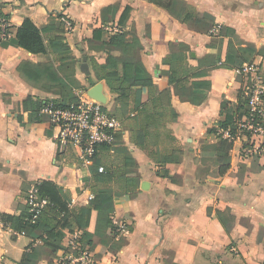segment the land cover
I'll return each mask as SVG.
<instances>
[{
  "label": "crops",
  "instance_id": "crops-1",
  "mask_svg": "<svg viewBox=\"0 0 264 264\" xmlns=\"http://www.w3.org/2000/svg\"><path fill=\"white\" fill-rule=\"evenodd\" d=\"M184 4L212 14L219 25L235 29L240 39L264 50V0H174L169 9L149 0H0V11L8 15L13 34L25 18L42 27L63 13L72 23L67 39L77 61L76 75L83 84L80 91L88 88L85 80L90 75L92 87L102 84L106 106L112 110L115 96L105 81L97 80L92 67L93 59L103 63L108 55L90 47L88 40L94 31L103 27L104 39H109L124 30L129 33V41L136 34L144 47V63L161 87H166L161 62L169 53L171 41L189 45L188 62L192 66L215 52L208 48L210 33L195 31L178 18ZM127 7L130 16L125 25H120ZM228 43L229 38H225L223 60ZM84 56L90 74L80 69ZM24 60L45 63L50 57L22 47L0 46V214H19L29 188L42 180L70 190V208L87 205L91 191L84 187L83 178L90 175V165L83 163L71 146L63 147L55 140L49 122H31L24 111L23 101L29 96L58 98L22 78L18 66ZM254 61L260 62L264 70L263 53ZM206 79L212 87L204 103H177L180 114L169 124L184 153L179 163L168 164L167 168L172 176L181 175V182L159 176L148 152L131 141L128 131L124 132V141L138 161L142 178L134 198L120 196L115 200L113 221L127 225L128 243L117 253H106L101 264H264V158H244L243 141L236 140L229 151L231 167L222 175L218 164L200 155L205 145L218 142L209 129L218 128L226 118L221 104L239 106L236 94L242 90L243 78L234 67L218 66ZM20 114L22 120L18 119ZM217 210H227L232 216L227 219L230 232L218 219ZM96 217L93 211L88 228L92 233ZM76 231L65 230L60 258L74 254L68 244ZM30 247L39 254L45 250L41 240L18 233L0 221V264H20L25 254L30 256ZM100 249V245L93 248L95 257ZM36 264L49 262L42 257Z\"/></svg>",
  "mask_w": 264,
  "mask_h": 264
},
{
  "label": "trees",
  "instance_id": "trees-1",
  "mask_svg": "<svg viewBox=\"0 0 264 264\" xmlns=\"http://www.w3.org/2000/svg\"><path fill=\"white\" fill-rule=\"evenodd\" d=\"M149 1L167 9L174 2ZM130 12V7L124 10L119 20L120 25L126 24ZM178 18L195 31L210 33L212 41L208 48L215 52L204 56L198 66H192L188 62L189 45L171 41L169 53L161 62V77L166 78V87H161L144 63V47L136 34L129 41V33L121 30L113 33L109 39H104L105 30L102 27L96 29L93 37L88 40L91 48L108 53L103 63L93 59L92 67L97 80L105 81L115 96L111 112L120 119L124 129L116 133L112 144L100 145L90 160V175L83 178L84 187L89 188L93 195L87 205L70 208L71 191L59 187L51 180H42L38 185L40 195L48 203L38 219L32 220V213L26 204L21 207L19 214H0V221L5 226L44 243L43 254L30 247V256L25 254L20 264H36L42 257L49 264H56L58 252L64 248L62 241L65 230L81 231V241L92 249L97 245L101 246L94 264H101V258L108 252H119L128 243V239L127 236L120 235L113 221L115 200L120 196L134 198L139 192L142 178L138 161L124 141V132L128 131L131 141L148 152L157 165L159 176L169 178L174 183L181 182V175L172 176L167 168L168 164L179 163L184 153L169 126L180 114L177 103L202 105L212 87V82L206 79L212 68L224 66L236 69L253 62L259 53L264 54V50H259L254 43L240 39L235 29L219 25L212 14L200 13L191 5L184 4ZM67 21L69 19L63 13H58L48 24L38 27L31 18H25L15 34L0 39L2 47H22L33 54L50 57L45 63L24 60L18 66L20 75L29 84L58 96L48 100L27 97L23 106L31 122L50 123L49 116L41 112L42 108L48 104L65 108L78 99L77 92L83 88L76 75L77 61L67 39ZM225 38H229V43L223 60ZM88 81L93 82L90 75ZM236 97L239 100L236 108L229 102L221 104V112L226 118L218 128L209 129L217 135L218 142L205 145L200 154L203 160L206 157L212 164H218L222 175L231 167L229 151L234 142L223 138L219 131L229 129L235 134L238 118L247 112L241 88ZM18 119H23L21 114ZM100 167L104 168L103 172H99ZM93 211L97 212L95 233L88 230ZM216 215L226 231L230 232L231 226L227 219L232 216L229 211L217 210Z\"/></svg>",
  "mask_w": 264,
  "mask_h": 264
},
{
  "label": "built area",
  "instance_id": "built-area-1",
  "mask_svg": "<svg viewBox=\"0 0 264 264\" xmlns=\"http://www.w3.org/2000/svg\"><path fill=\"white\" fill-rule=\"evenodd\" d=\"M72 23L67 21V29ZM13 35L8 16L0 11V39ZM238 76L243 78L242 92L246 99L247 112L238 118L237 132L229 129L220 130L223 138L235 142L242 139L241 156L244 158H264V70L257 61L246 63L236 68ZM87 89V88H86ZM86 89L79 90L78 99L65 108L53 104L41 110L49 116L54 129L55 140L62 145L75 149L78 158L89 164L91 158L102 144H112L117 132L122 131L123 124L111 110L96 100L87 98ZM104 168L100 167L99 172ZM39 183L32 185L25 197V204L32 213V220L38 219L48 200L40 195ZM93 195H90V199ZM120 235L126 236L129 228L123 222H114ZM81 232L73 234L68 246L74 250L70 256L58 258L56 264H94L96 257L90 246L81 242Z\"/></svg>",
  "mask_w": 264,
  "mask_h": 264
},
{
  "label": "water",
  "instance_id": "water-1",
  "mask_svg": "<svg viewBox=\"0 0 264 264\" xmlns=\"http://www.w3.org/2000/svg\"><path fill=\"white\" fill-rule=\"evenodd\" d=\"M83 60H84V62L81 65L80 69L83 73L90 74V69H89V66L87 63V57L84 56ZM86 91H87V95L91 99L96 100L98 102H101L102 104H104L106 106L107 96L103 93V86L101 83L96 84L91 89L87 88Z\"/></svg>",
  "mask_w": 264,
  "mask_h": 264
},
{
  "label": "rangeland",
  "instance_id": "rangeland-1",
  "mask_svg": "<svg viewBox=\"0 0 264 264\" xmlns=\"http://www.w3.org/2000/svg\"><path fill=\"white\" fill-rule=\"evenodd\" d=\"M94 82L92 81H86L85 80V85L88 87V88H91L93 86ZM85 97L87 98H90L88 95L84 94ZM91 99V98H90ZM113 108V107H112ZM110 109V108H109ZM111 110V109H110Z\"/></svg>",
  "mask_w": 264,
  "mask_h": 264
}]
</instances>
